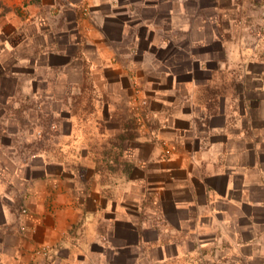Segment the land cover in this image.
Listing matches in <instances>:
<instances>
[{
	"label": "crops",
	"instance_id": "0c3cea01",
	"mask_svg": "<svg viewBox=\"0 0 264 264\" xmlns=\"http://www.w3.org/2000/svg\"><path fill=\"white\" fill-rule=\"evenodd\" d=\"M1 1L0 95L90 82L105 114L135 89L149 106L104 182L69 104L34 161L0 134V264L264 258V38L236 34L235 0Z\"/></svg>",
	"mask_w": 264,
	"mask_h": 264
},
{
	"label": "rangeland",
	"instance_id": "374dc122",
	"mask_svg": "<svg viewBox=\"0 0 264 264\" xmlns=\"http://www.w3.org/2000/svg\"><path fill=\"white\" fill-rule=\"evenodd\" d=\"M235 4L241 6L238 12L231 14L232 17L236 18V23L238 24V29L235 31L236 34L247 36V38L249 37L252 43L256 40L263 39L264 0H235ZM3 6V2L1 1L0 11H2L1 8ZM2 16L3 13L0 12V35L3 33L1 26L3 25ZM217 78H220L219 75L216 79ZM86 89H91L90 82L84 87V90L59 89L58 91L57 89H26V92H24L22 91L23 89H20L22 92L19 93L17 91L10 99H6L0 95V134H6L11 137L12 140H10V143L20 139L16 144L19 146V152L22 156L21 161H34V158L29 156L34 152L47 151L49 153V151H56L58 146H56L57 144L54 140L57 129L52 125L58 118H61L62 115L63 117L66 116L68 112L64 110L62 115H56L52 108H54L57 104L56 102L59 101L64 104H69V113L70 111L73 112V106L78 102V99L84 94L86 96L88 93ZM82 90L85 92L82 93ZM138 90L139 89H135L136 92L131 98V108L127 106V99L123 98L121 95L116 103V109L108 115L105 114L106 111L102 109L105 106L104 103L114 102L111 95L115 93L110 89H93L96 104L100 107V117L107 122L105 124L108 125L109 135L117 136L121 133H125L115 130L116 128H126L129 133L134 134L136 126L138 125L136 119H138L139 124H143L149 103L146 98L140 96ZM68 92L69 94H67ZM6 100L8 104L6 103V105H4L3 102ZM143 101H145L146 104H143ZM76 127L77 126H75V132L79 136L80 133L76 130ZM79 145L82 146V141ZM220 245L223 247L226 246L225 242ZM207 252L208 255L202 256L196 254L186 259L181 258L179 261H185L187 264H212V261L218 264L221 261V259L219 260L215 255H211L209 249ZM220 256L222 257L223 255H218V257ZM119 260L128 263H133L134 261L133 258H120ZM225 260L227 261L228 259L224 257L223 261ZM234 261L236 263L238 260L235 259ZM251 263L264 264V258L255 256L251 260Z\"/></svg>",
	"mask_w": 264,
	"mask_h": 264
},
{
	"label": "trees",
	"instance_id": "16d2710c",
	"mask_svg": "<svg viewBox=\"0 0 264 264\" xmlns=\"http://www.w3.org/2000/svg\"><path fill=\"white\" fill-rule=\"evenodd\" d=\"M83 90L82 93L85 92ZM86 90L88 93L78 99L72 114L76 119V130L86 147L88 159L94 164V173L104 182L109 176L131 171V165L123 159L122 143L133 139L135 133H129L126 128L125 133L117 136L106 133V124L100 117V107L96 104L93 89ZM208 92L210 95V91Z\"/></svg>",
	"mask_w": 264,
	"mask_h": 264
},
{
	"label": "built area",
	"instance_id": "2783aa9c",
	"mask_svg": "<svg viewBox=\"0 0 264 264\" xmlns=\"http://www.w3.org/2000/svg\"><path fill=\"white\" fill-rule=\"evenodd\" d=\"M85 12H86V13L88 12L87 8L85 9ZM143 104H146V102H145V101H143Z\"/></svg>",
	"mask_w": 264,
	"mask_h": 264
}]
</instances>
